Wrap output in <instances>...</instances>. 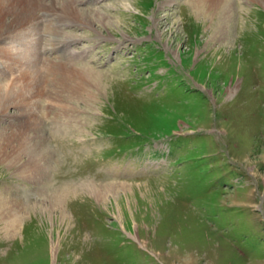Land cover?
<instances>
[{
    "label": "rangeland",
    "instance_id": "rangeland-1",
    "mask_svg": "<svg viewBox=\"0 0 264 264\" xmlns=\"http://www.w3.org/2000/svg\"><path fill=\"white\" fill-rule=\"evenodd\" d=\"M190 1L2 30L0 130L35 116L45 170L0 158V264H264V0Z\"/></svg>",
    "mask_w": 264,
    "mask_h": 264
},
{
    "label": "bare ground",
    "instance_id": "bare-ground-1",
    "mask_svg": "<svg viewBox=\"0 0 264 264\" xmlns=\"http://www.w3.org/2000/svg\"><path fill=\"white\" fill-rule=\"evenodd\" d=\"M1 1H4V3H1ZM51 4L50 6L47 4L46 0H0V37L2 38V35H4V33L2 32V30H7L10 33H12L11 31L15 28H20V26L25 23L27 20L32 24V22H34L35 20H38V15H41L43 18L48 19V20H52L54 18H59L61 16V14H59L58 12H60V10L58 9V7L54 6L56 0H48ZM98 1V0H97ZM207 1L206 5L205 2ZM75 3V1H73ZM38 3L41 4V6L39 7ZM211 3V8L216 7L217 9H221L224 7L222 5H225V0H191L190 4L193 6V8L196 11H204L205 15H207L206 11L203 9L204 7L206 8V6ZM38 4V5H37ZM60 4V2H59ZM63 9L61 10L63 13L66 14H70L71 17H75L73 12H76L77 10L74 9V5L71 2H63ZM229 4H231L229 2ZM228 9V8H227ZM222 11V10H221ZM219 14V13H217ZM216 15V14H215ZM220 15V14H219ZM67 16V15H66ZM95 16V15H94ZM98 16V15H97ZM63 17V16H62ZM12 18V22L9 24H5V20H7ZM41 18V17H40ZM68 18V17H67ZM97 18V17H96ZM95 18V19H96ZM61 20V19H60ZM41 21V20H39ZM99 21V20H98ZM48 22V21H47ZM51 22V21H50ZM53 23V21H52ZM50 24V23H49ZM23 26V25H22ZM59 26V25H58ZM58 26H56L55 28H57ZM24 27V26H23ZM32 27V26H31ZM43 27V26H42ZM27 28V27H26ZM29 28V27H28ZM30 29V28H29ZM58 30V29H57ZM24 32V31H23ZM3 33V34H2ZM6 35V34H5ZM19 36V35H18ZM30 36V35H29ZM28 37V36H27ZM5 38V37H4ZM1 43V42H0ZM4 43V42H3ZM54 49V48H53ZM15 69V68H14ZM86 77V76H85ZM84 78V77H83ZM87 78V77H86ZM86 78L85 80H83L84 83H86ZM99 81V80H97ZM96 81V82H97ZM77 83V82H76ZM85 87V86H84ZM97 87V85H96ZM8 88V87H7ZM87 88V87H86ZM89 91V90H88ZM12 89L8 90L6 88L0 90V95L3 96L6 95L7 98H0V101H6L9 100H14L13 95L12 94ZM84 92V91H83ZM13 102V101H12ZM8 104V103H7ZM12 105V104H11ZM32 115V114H31ZM33 119H36L35 116L29 117L27 118V121L25 122L27 125L26 126H17L15 131L17 135H19V137H12L11 135H7L4 131L0 130V139L1 141L7 142L6 146L0 147V158H4L3 162L9 161L10 160V164L14 163L16 166L20 168L23 166L24 168H26V166H34L36 167V171H34L35 169H32L33 174H36L37 172L39 173L38 175L42 178L43 174L41 175L40 172L42 173L45 168L40 167V163L44 160H40L42 157L44 158V153L43 150L39 149V147H32L31 144H29L28 139H25V135L30 133H33V131H36L35 128L37 127V123L36 122H32ZM37 121V120H36ZM29 122V123H28ZM35 123V125H34ZM25 125V124H23ZM38 128V127H37ZM36 128V129H37ZM21 142V145H16V143ZM9 143H11L10 145H12V147L15 149L13 155H6L5 151L8 149L9 147ZM32 143V142H31ZM16 146H15V145ZM36 145V144H35ZM15 146V147H14ZM37 151V152H36ZM35 153V157L32 158L31 162L25 163L23 162V158L22 156H24V154L28 157V156H34L33 154ZM3 155V156H1ZM30 158V157H29ZM2 162V161H1ZM18 163V164H17ZM9 164V163H8ZM27 166V167H28ZM25 170V169H24ZM120 186V185H119ZM114 188V187H113ZM103 189V188H102ZM108 189V188H107ZM105 191V189H104ZM98 192V191H97ZM116 193V192H115ZM114 193V194H115ZM96 194V193H95ZM108 193L106 192L104 193H97L96 199L100 200V201H106L108 200ZM112 194V193H111ZM117 195V194H116ZM4 197V196H3ZM6 197V196H5ZM0 201H2L0 204L1 205H5L6 201H4V198L0 197ZM128 200H130L128 197L126 198ZM119 200H121L119 198ZM4 201V202H3ZM12 201V200H11ZM15 202V201H14ZM22 203V202H21ZM12 205H15V210H12L13 212H17L14 216L15 218L12 220V229L13 232L16 233L17 229H18V225H19V219H20V208L21 206H23L22 204H20V202L16 199L15 203H11ZM119 204V203H118ZM6 208V206H5ZM17 209V210H16ZM2 211V210H1ZM61 211V210H60ZM2 213V212H1ZM1 215V214H0ZM10 216V215H9ZM119 217H121V213L119 212ZM5 220V219H4ZM11 221V220H10ZM65 222L68 224V221ZM8 223V222H7ZM11 223V222H10ZM11 226V225H10ZM15 230V231H14Z\"/></svg>",
    "mask_w": 264,
    "mask_h": 264
}]
</instances>
